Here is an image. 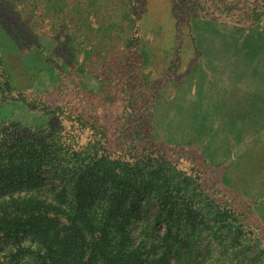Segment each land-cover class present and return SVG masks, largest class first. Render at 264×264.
<instances>
[{
	"label": "rangeland",
	"instance_id": "374dc122",
	"mask_svg": "<svg viewBox=\"0 0 264 264\" xmlns=\"http://www.w3.org/2000/svg\"><path fill=\"white\" fill-rule=\"evenodd\" d=\"M263 18L264 0H0V264H264ZM158 214L174 244L146 253Z\"/></svg>",
	"mask_w": 264,
	"mask_h": 264
},
{
	"label": "trees",
	"instance_id": "16d2710c",
	"mask_svg": "<svg viewBox=\"0 0 264 264\" xmlns=\"http://www.w3.org/2000/svg\"><path fill=\"white\" fill-rule=\"evenodd\" d=\"M69 216L73 217V213H69ZM137 217V214H136ZM163 220H166V226H170L169 222H168V218L166 216H161V215H156V217L151 218L149 221H147V223H143L145 226V232H147L144 236H145V242L148 243L147 248H144L143 250L148 253V251L150 250H154L157 246L160 245H173L174 243L172 242H167L165 239V236L167 235V233L165 232L164 235H161L160 233L153 231V224L157 223V222H162ZM142 224V223H141ZM159 231V230H158ZM98 243V242H97ZM86 250L85 252L80 256L77 255L75 258H79V262L81 264H97L95 261V256L97 254V252L95 251V249H92V247H85ZM87 254V257H85V255ZM41 257H47L43 258L44 261L41 262V264H68L67 262L69 261H64L65 257L63 255V253L60 252H53V253H48L47 255H42ZM146 259H148V255H146L145 258H141V261H145Z\"/></svg>",
	"mask_w": 264,
	"mask_h": 264
},
{
	"label": "built area",
	"instance_id": "2783aa9c",
	"mask_svg": "<svg viewBox=\"0 0 264 264\" xmlns=\"http://www.w3.org/2000/svg\"><path fill=\"white\" fill-rule=\"evenodd\" d=\"M259 23H260V26L263 27V29H264V18Z\"/></svg>",
	"mask_w": 264,
	"mask_h": 264
}]
</instances>
